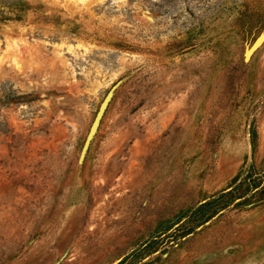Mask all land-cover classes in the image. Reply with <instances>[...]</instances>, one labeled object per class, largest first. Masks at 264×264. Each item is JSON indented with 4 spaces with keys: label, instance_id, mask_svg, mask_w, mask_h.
Masks as SVG:
<instances>
[{
    "label": "rangeland",
    "instance_id": "obj_1",
    "mask_svg": "<svg viewBox=\"0 0 264 264\" xmlns=\"http://www.w3.org/2000/svg\"><path fill=\"white\" fill-rule=\"evenodd\" d=\"M263 30L264 0H0V264H264Z\"/></svg>",
    "mask_w": 264,
    "mask_h": 264
},
{
    "label": "water",
    "instance_id": "obj_2",
    "mask_svg": "<svg viewBox=\"0 0 264 264\" xmlns=\"http://www.w3.org/2000/svg\"><path fill=\"white\" fill-rule=\"evenodd\" d=\"M264 43V30L260 32V34L256 37V39L251 43L246 46V49L244 51V60L248 61L251 56L262 46ZM112 96V91H110L106 97L103 100V104L100 106L99 110L96 113V116L93 120V123L91 125V130L88 136V139H91L95 132L97 131L101 120L106 112L107 106L109 104V101Z\"/></svg>",
    "mask_w": 264,
    "mask_h": 264
}]
</instances>
